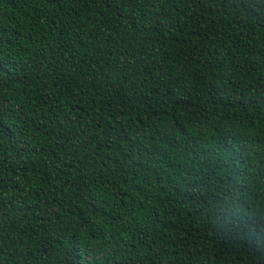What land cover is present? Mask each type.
Returning a JSON list of instances; mask_svg holds the SVG:
<instances>
[{"label":"trees","instance_id":"trees-1","mask_svg":"<svg viewBox=\"0 0 264 264\" xmlns=\"http://www.w3.org/2000/svg\"><path fill=\"white\" fill-rule=\"evenodd\" d=\"M233 207L264 226V0H0V264H264Z\"/></svg>","mask_w":264,"mask_h":264},{"label":"clouds","instance_id":"clouds-1","mask_svg":"<svg viewBox=\"0 0 264 264\" xmlns=\"http://www.w3.org/2000/svg\"><path fill=\"white\" fill-rule=\"evenodd\" d=\"M236 211L237 209L235 207L231 209L232 218L235 219L237 226L245 228V243L249 244L250 246L255 245L257 250H260V243L262 240H264V226L251 223L250 217H245V219L248 221V223L245 224L244 221L235 217L234 214ZM223 214L225 216L230 215L227 210H225Z\"/></svg>","mask_w":264,"mask_h":264}]
</instances>
